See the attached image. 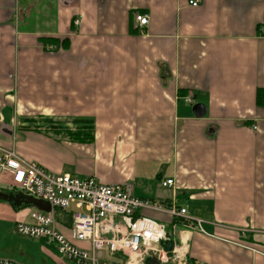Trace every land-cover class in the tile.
I'll return each instance as SVG.
<instances>
[{"label":"crops","instance_id":"crops-1","mask_svg":"<svg viewBox=\"0 0 264 264\" xmlns=\"http://www.w3.org/2000/svg\"><path fill=\"white\" fill-rule=\"evenodd\" d=\"M189 1L0 0V147L185 209L183 264H264V0ZM22 218L0 202L1 225Z\"/></svg>","mask_w":264,"mask_h":264},{"label":"built area","instance_id":"built-area-1","mask_svg":"<svg viewBox=\"0 0 264 264\" xmlns=\"http://www.w3.org/2000/svg\"><path fill=\"white\" fill-rule=\"evenodd\" d=\"M199 4L200 0L189 1L192 7ZM134 19L141 28L148 23L144 14H136ZM78 24L74 20L73 25ZM261 31L264 33V28ZM182 101L193 102L190 97H183ZM0 176L7 179L2 184L12 192L47 202L52 209L50 213L35 208L15 210L23 216L14 222L16 232L43 241L71 264H150L151 259L157 264L185 262L183 248L175 243L178 223H171L168 228L137 216L139 210L152 209L185 222V209L136 198L126 183L105 185L91 177L49 173L2 147ZM161 185L171 187L173 181L166 180ZM54 210L69 214L68 237L57 230ZM167 245L170 251L166 250ZM0 264L13 263L0 259Z\"/></svg>","mask_w":264,"mask_h":264},{"label":"rangeland","instance_id":"rangeland-1","mask_svg":"<svg viewBox=\"0 0 264 264\" xmlns=\"http://www.w3.org/2000/svg\"><path fill=\"white\" fill-rule=\"evenodd\" d=\"M30 15L23 28H33L36 13L33 11ZM81 130L83 131V138H88L87 128H82ZM27 209L29 210L30 208H24V210ZM24 210L22 212H26ZM0 259L10 261L13 264H53L55 261L57 262L56 264H71L59 256L52 247H47L44 243L42 254L40 242L18 234L13 223L5 226L0 224Z\"/></svg>","mask_w":264,"mask_h":264},{"label":"water","instance_id":"water-1","mask_svg":"<svg viewBox=\"0 0 264 264\" xmlns=\"http://www.w3.org/2000/svg\"><path fill=\"white\" fill-rule=\"evenodd\" d=\"M200 108V106H195L193 108V112L196 116H198V111ZM0 202L9 204L12 209H19L21 206H30L44 213H50L52 211L50 205L47 202L27 196L21 192L12 193L0 191ZM166 250L170 251V245L166 246ZM150 264H157V262L155 259H151Z\"/></svg>","mask_w":264,"mask_h":264},{"label":"trees","instance_id":"trees-1","mask_svg":"<svg viewBox=\"0 0 264 264\" xmlns=\"http://www.w3.org/2000/svg\"><path fill=\"white\" fill-rule=\"evenodd\" d=\"M62 43L65 44V41H63ZM262 97H264V89H259L257 91V93H256V103L257 104H260V101H261ZM81 129L82 128L74 129V131H69L67 129H61V130L65 131L64 134L69 139H75V140H80V141H88V140H90L91 134L89 133L88 138L84 139L83 138L84 136H83V133H82L83 131ZM9 191H11V190L8 189V191H6V192H9ZM12 193H16V192L14 191ZM24 208H32V207H30V206H21L19 209H24ZM19 209L14 208V210H19ZM56 212H59V211L58 210H54V213H56ZM175 222L180 224L179 220L173 219L172 223H175Z\"/></svg>","mask_w":264,"mask_h":264},{"label":"flooded vegetation","instance_id":"flooded-vegetation-1","mask_svg":"<svg viewBox=\"0 0 264 264\" xmlns=\"http://www.w3.org/2000/svg\"><path fill=\"white\" fill-rule=\"evenodd\" d=\"M9 192H11V191H9Z\"/></svg>","mask_w":264,"mask_h":264}]
</instances>
